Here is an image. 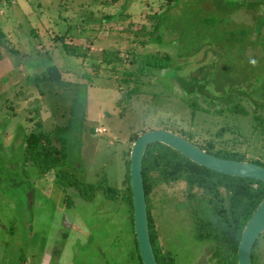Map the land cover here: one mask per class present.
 <instances>
[{
    "label": "rangeland",
    "instance_id": "374dc122",
    "mask_svg": "<svg viewBox=\"0 0 264 264\" xmlns=\"http://www.w3.org/2000/svg\"><path fill=\"white\" fill-rule=\"evenodd\" d=\"M0 33V264H139L123 197L136 134L168 130L264 167V0H0ZM152 53L167 66L151 67ZM52 65L60 82L41 79ZM38 120L70 124L62 168L112 198L25 163ZM185 189L153 185L158 242L176 264H214ZM252 264H264V231Z\"/></svg>",
    "mask_w": 264,
    "mask_h": 264
},
{
    "label": "trees",
    "instance_id": "16d2710c",
    "mask_svg": "<svg viewBox=\"0 0 264 264\" xmlns=\"http://www.w3.org/2000/svg\"><path fill=\"white\" fill-rule=\"evenodd\" d=\"M149 21L150 26L157 28L159 25V22H152L150 19ZM141 29L145 30L144 26ZM65 51L68 53L66 49ZM72 53L74 52L72 51ZM159 54L161 53L146 55L155 58L153 62H149L151 67L164 68L167 66L169 56L162 57ZM61 75V71L52 65L47 68L41 79L60 82ZM207 96L210 97L209 93ZM34 114L39 115V110L37 109ZM30 119L33 121V118ZM34 127L35 129L22 139L25 163H31L38 167L42 174L55 170L54 178L61 189L73 188L78 195L87 200H91L97 190L101 188L105 197L110 199L115 195L113 188L102 187L101 183L85 184L79 182L66 169L62 168L66 158L68 144L66 134L71 128L70 124L56 128L51 132H45L42 130V121L38 120ZM223 131L220 129L217 134L219 135ZM137 136L136 134L131 141L133 142ZM199 147L217 157L245 161L244 153L232 149H215L214 144L210 142L199 145ZM129 151L130 147L127 151L128 160L126 162L125 181H127V189L123 197L130 207L129 219L133 229V205L129 184ZM142 174L146 202L153 185L183 181L186 185L185 193L188 201L190 204L194 203L191 206V215L195 237L212 243L211 257L214 264H237V249L241 233L246 222L264 198V183L259 180L234 177L209 170L193 163L179 152L161 143H153L146 148L142 160ZM69 204L70 202L67 201V205ZM147 212L149 234L157 264H176L174 257L169 252L164 251L158 242V233L148 205ZM134 242V257L139 264H142L135 239Z\"/></svg>",
    "mask_w": 264,
    "mask_h": 264
},
{
    "label": "water",
    "instance_id": "95a60500",
    "mask_svg": "<svg viewBox=\"0 0 264 264\" xmlns=\"http://www.w3.org/2000/svg\"><path fill=\"white\" fill-rule=\"evenodd\" d=\"M164 144L193 163L209 170L264 183V167L248 161L217 157L206 152L182 136L168 130H150L141 133L132 142L129 151V184L133 205V230L142 264H157L153 251L145 196L142 160L148 145ZM264 231V198L246 222L237 249V264H252V249Z\"/></svg>",
    "mask_w": 264,
    "mask_h": 264
},
{
    "label": "built area",
    "instance_id": "2783aa9c",
    "mask_svg": "<svg viewBox=\"0 0 264 264\" xmlns=\"http://www.w3.org/2000/svg\"><path fill=\"white\" fill-rule=\"evenodd\" d=\"M95 131H97V132H101V131H102V132H103V131H104V129H99V128H96V129H95Z\"/></svg>",
    "mask_w": 264,
    "mask_h": 264
},
{
    "label": "flooded vegetation",
    "instance_id": "af4514ba",
    "mask_svg": "<svg viewBox=\"0 0 264 264\" xmlns=\"http://www.w3.org/2000/svg\"><path fill=\"white\" fill-rule=\"evenodd\" d=\"M209 254H211V256H212V253L210 252ZM207 259V261L209 260V257L208 258H206Z\"/></svg>",
    "mask_w": 264,
    "mask_h": 264
}]
</instances>
